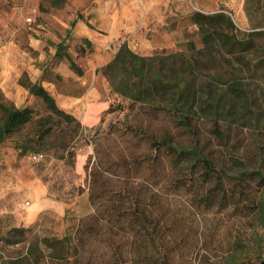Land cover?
Segmentation results:
<instances>
[{
	"label": "rangeland",
	"instance_id": "rangeland-1",
	"mask_svg": "<svg viewBox=\"0 0 264 264\" xmlns=\"http://www.w3.org/2000/svg\"><path fill=\"white\" fill-rule=\"evenodd\" d=\"M96 7L94 0H64L57 8L47 0H0V102L44 114L42 101L20 85L30 81L40 83L60 109L79 99L74 104L84 112L66 149L23 154L16 147L19 133L0 144V236L15 241L1 244L0 256L24 253L35 240L74 233L79 220L95 211L90 171L101 163L105 193L126 181L141 183L170 207L167 264H260L264 0H140L133 12L141 16H134L130 30L119 31L117 41L141 56L182 57L161 98L170 111L113 91L101 72L111 50L87 44L71 26L74 19H90L92 31L105 34L97 30V16L85 15ZM196 13L207 19L196 23ZM57 44L60 57H55ZM91 88L99 96L88 97ZM56 135L52 140L59 142L62 135ZM163 137L172 140V149ZM34 154L42 157L34 161ZM197 155L240 178L248 193L237 201L218 200L220 194L207 190L215 176L204 186L196 184L204 167H194ZM99 202L108 205L107 197Z\"/></svg>",
	"mask_w": 264,
	"mask_h": 264
},
{
	"label": "trees",
	"instance_id": "trees-1",
	"mask_svg": "<svg viewBox=\"0 0 264 264\" xmlns=\"http://www.w3.org/2000/svg\"><path fill=\"white\" fill-rule=\"evenodd\" d=\"M47 1L55 8L64 3V0ZM194 19L196 23L202 24L207 16L196 13ZM74 24L75 21L71 26ZM61 51L62 45L57 44L55 57H60ZM181 60L182 57L177 54L165 59L156 55L141 56L123 43L113 59L101 68V72L115 93L132 100L152 102L156 108L170 111L162 106L161 98L171 87L172 74ZM69 63L71 69L81 75L75 63L72 60ZM20 85L27 89L28 95L42 101L45 113L38 114L29 106L17 108L0 102V144L19 133L21 136L16 147L23 154L55 147L66 149L78 133L80 121L60 109L54 97L40 83L21 81ZM63 121L68 125L67 131L59 126ZM56 134L62 135L59 142H55V138L52 140ZM161 140L172 149L169 137ZM180 154L181 151L177 155ZM199 163L204 167L195 183L204 186L205 181L215 176L216 182L207 190L220 194L218 200L237 201L240 196L248 193L240 178L211 167L207 160L197 155L194 167ZM101 175V163H98L90 171L89 195L95 211L79 220L74 233L60 239L32 241L24 253L6 258L0 256V264H167L169 251L166 245L171 243L169 229L172 226V215H169L170 207L161 203L160 193L153 188L148 189L147 185L126 181L123 186L108 194L104 192L105 181L102 179L105 178ZM119 180L121 178L117 175ZM97 187L99 189L94 190ZM247 191H250L249 187ZM102 197H107V206L99 202ZM212 198L215 199V196ZM259 211V217L264 218V205ZM18 230L12 229L13 232ZM12 243L15 241L0 236V245Z\"/></svg>",
	"mask_w": 264,
	"mask_h": 264
},
{
	"label": "crops",
	"instance_id": "crops-1",
	"mask_svg": "<svg viewBox=\"0 0 264 264\" xmlns=\"http://www.w3.org/2000/svg\"><path fill=\"white\" fill-rule=\"evenodd\" d=\"M94 1L95 3H97V7L93 8L89 13L87 12L85 15L93 14L97 16V19H95V21L98 22L97 30L105 31V34L93 32L90 26L92 25V22L90 19L86 20V18V21L81 19H74V29L77 31V35L79 34L80 36L84 37L87 41L91 42L93 46H100L103 49L109 48L111 50V57L107 60L108 63L113 59L115 53L117 52V49L122 43L121 41H117L119 31L121 29L130 30L134 16H141L142 12H133L138 10L140 0ZM31 79L35 80L36 76L32 75ZM17 87V91H20V86L17 85ZM89 95L90 96L88 97L95 98L99 96V93L96 89L91 88ZM75 100L79 101V99H74V101ZM74 101H70L69 103H65L63 105L61 104V108L67 110L68 113L72 114L76 119L81 120L83 118L84 112L75 106L76 104L74 103H76V101Z\"/></svg>",
	"mask_w": 264,
	"mask_h": 264
},
{
	"label": "built area",
	"instance_id": "built-area-1",
	"mask_svg": "<svg viewBox=\"0 0 264 264\" xmlns=\"http://www.w3.org/2000/svg\"><path fill=\"white\" fill-rule=\"evenodd\" d=\"M41 157H42L41 154H34V155L31 156V159L36 161V160H39ZM27 204H28V202H27Z\"/></svg>",
	"mask_w": 264,
	"mask_h": 264
},
{
	"label": "water",
	"instance_id": "water-1",
	"mask_svg": "<svg viewBox=\"0 0 264 264\" xmlns=\"http://www.w3.org/2000/svg\"><path fill=\"white\" fill-rule=\"evenodd\" d=\"M260 264H264V261H262Z\"/></svg>",
	"mask_w": 264,
	"mask_h": 264
}]
</instances>
